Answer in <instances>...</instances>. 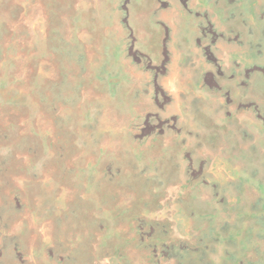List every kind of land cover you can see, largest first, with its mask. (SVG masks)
I'll list each match as a JSON object with an SVG mask.
<instances>
[{"label": "rangeland", "instance_id": "1", "mask_svg": "<svg viewBox=\"0 0 264 264\" xmlns=\"http://www.w3.org/2000/svg\"><path fill=\"white\" fill-rule=\"evenodd\" d=\"M0 264H264V0H0Z\"/></svg>", "mask_w": 264, "mask_h": 264}]
</instances>
